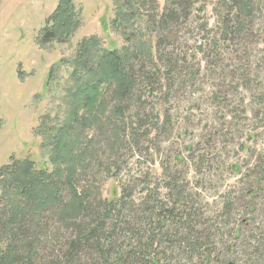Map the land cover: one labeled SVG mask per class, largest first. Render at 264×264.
Returning a JSON list of instances; mask_svg holds the SVG:
<instances>
[{
    "label": "rangeland",
    "instance_id": "obj_1",
    "mask_svg": "<svg viewBox=\"0 0 264 264\" xmlns=\"http://www.w3.org/2000/svg\"><path fill=\"white\" fill-rule=\"evenodd\" d=\"M123 1L75 0L81 27L65 42L49 43L42 42V29L59 0H0V168L24 159L50 171L56 167L49 135L64 124L76 96L70 61L84 37L98 36L107 50L151 47L153 58L134 59L140 88L122 101L126 115L100 111L98 120L89 114L77 128L72 164L78 190L95 207L112 192L119 205L125 200L124 213L135 206L136 223L147 221L133 245L147 247V264H205L210 250L217 264H264V193L253 195L254 204L247 195L253 167L264 157V0H250L247 28L227 42L221 24L225 0L198 3L170 39L169 49L187 55L185 75L172 88L156 58L157 30L146 23L163 12L167 0H130L123 7L133 13L128 27L113 21ZM201 43H207L206 55ZM106 100L117 101L111 94ZM9 194L0 189V219L19 201ZM157 206L175 207L170 240L156 224ZM187 214L192 224H171ZM72 223L53 212L41 221L35 237L47 255L41 264L61 258L75 235ZM188 235L200 239L194 240L199 251L188 245ZM8 242L0 230V255ZM119 245L125 250L130 243L120 237ZM80 264L97 260L84 257Z\"/></svg>",
    "mask_w": 264,
    "mask_h": 264
},
{
    "label": "trees",
    "instance_id": "obj_2",
    "mask_svg": "<svg viewBox=\"0 0 264 264\" xmlns=\"http://www.w3.org/2000/svg\"><path fill=\"white\" fill-rule=\"evenodd\" d=\"M148 1L142 0V4H147ZM201 1L167 0L161 14L156 18L149 15L146 19V23L154 25L157 30L156 58L166 68L170 88L185 75L184 66L187 62L186 54H177L175 49H169L173 47L170 39L184 24L181 20L189 17ZM129 2L130 0L117 2V13L113 21L118 26L124 24L128 27L133 13L123 7L128 6ZM153 2L156 3L155 0ZM223 8L225 13L221 16V24L224 40L227 42L234 33L241 34L247 28L251 14L250 0H225ZM81 25L82 16L75 0H59L42 29V42H65ZM130 39V34H127L126 40ZM208 50L207 43H201L200 51L204 55ZM153 52L151 47L136 49L128 44L121 49L107 50L102 47V41L96 35L84 37L80 41L77 52L70 61L73 68L70 73L73 81L71 85L76 88V96L73 100L70 98V111L64 124L52 128L55 131L49 135L50 160L56 167L50 171L46 165L38 167L34 160L24 159L13 160L0 168V189L10 193V198L12 194L19 199L15 206L7 209L5 218L0 219V230L9 237L7 247L1 252L0 264H41L38 260L47 255L39 249V239L35 237L39 236L41 221L52 212L61 215L65 221L73 222L75 235L68 240L65 250H61L63 255L59 260L52 263L46 260L48 262L44 264H80L84 257L87 261L94 258L97 264H147L144 262L147 247L133 245L147 219L145 221L142 218L136 223L137 218L132 211L135 206L130 205L129 213H124L125 200L119 205L120 201H116L113 192L108 201L105 200L99 207H95L88 194L77 188L76 169L72 164L76 155H72V148L78 146L76 130L88 120L89 114H93L91 121L98 120L96 114L100 111L106 113L111 110L112 116L122 118L126 115L128 110L122 101L134 97L137 88H140L134 59L142 54L153 58ZM215 54L220 53L217 51ZM149 78L146 77L145 80ZM108 94L116 97L114 104L106 100ZM113 136L115 140L119 139L118 130H114ZM253 168V173L250 174L253 177L252 187L248 185L247 194L250 204H254L253 195L264 193V157ZM247 175L248 173L246 177ZM148 208L147 206L146 211ZM250 208L254 209L251 206ZM227 210L229 212L228 208ZM156 212V224L159 229L166 230L164 235L170 240L171 225H168V221L177 216L175 207L164 209L163 206H157ZM182 221L183 217L179 222L171 221V224L189 225L193 219L189 215V218ZM120 237H123L128 245L130 243L128 249L124 250L119 245ZM156 237L157 235L152 233L150 239L154 240ZM188 237V245L198 248L199 251L201 245L194 240L200 239L194 235ZM175 242L177 241L173 243ZM210 245L205 246V249ZM213 255L214 251L210 250L205 256L207 260H211L208 263L217 264L215 259H212Z\"/></svg>",
    "mask_w": 264,
    "mask_h": 264
},
{
    "label": "bare ground",
    "instance_id": "obj_3",
    "mask_svg": "<svg viewBox=\"0 0 264 264\" xmlns=\"http://www.w3.org/2000/svg\"><path fill=\"white\" fill-rule=\"evenodd\" d=\"M121 160V159H120Z\"/></svg>",
    "mask_w": 264,
    "mask_h": 264
}]
</instances>
